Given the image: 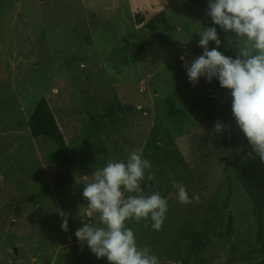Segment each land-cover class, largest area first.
Returning a JSON list of instances; mask_svg holds the SVG:
<instances>
[{
    "label": "rangeland",
    "instance_id": "1",
    "mask_svg": "<svg viewBox=\"0 0 264 264\" xmlns=\"http://www.w3.org/2000/svg\"><path fill=\"white\" fill-rule=\"evenodd\" d=\"M207 6L0 0V264H109L86 244L81 250L75 237L83 222L98 223L88 215L84 183L134 149L155 173L143 194L159 191L168 201L162 230L154 231L150 219L127 222L140 246L150 245L160 264H179L190 239H212L231 213V235L195 264H258L252 203L224 155L262 191L264 162L248 156L252 149L236 123L235 141L220 146L213 129L225 116L223 89L216 79L190 83L180 59L187 53L191 63L202 54L196 33L213 26ZM218 50L225 54L223 44ZM42 97L59 133L35 138L28 122ZM173 179L199 202L181 204ZM61 212L70 213L67 232Z\"/></svg>",
    "mask_w": 264,
    "mask_h": 264
},
{
    "label": "clouds",
    "instance_id": "2",
    "mask_svg": "<svg viewBox=\"0 0 264 264\" xmlns=\"http://www.w3.org/2000/svg\"><path fill=\"white\" fill-rule=\"evenodd\" d=\"M206 15L213 26H203L196 33L202 54L191 63L187 62V53L180 56L187 78L194 85L202 77L209 84L216 79L222 89L228 90L232 116L252 149L248 156L255 153L264 162V0H208ZM217 26L226 34L223 42ZM210 42L216 45L211 50ZM222 43L236 50L235 58L218 50ZM229 127L217 121L213 131L222 134ZM151 169V161L134 149L126 160L109 159L93 171L82 195L88 215L96 214L98 223L83 222L75 231L81 250L86 244L97 259L106 258L109 264H160L152 247L140 246L134 230L127 226L129 221L150 219L154 231L162 230L167 199L159 191L150 195L142 192L145 179H155ZM172 184L181 204L199 202V195L190 197L182 182L173 179ZM60 215L61 229L67 232L70 213Z\"/></svg>",
    "mask_w": 264,
    "mask_h": 264
},
{
    "label": "trees",
    "instance_id": "3",
    "mask_svg": "<svg viewBox=\"0 0 264 264\" xmlns=\"http://www.w3.org/2000/svg\"><path fill=\"white\" fill-rule=\"evenodd\" d=\"M141 19L142 16H138L137 20L141 21ZM222 35V40L224 41L226 39V34L222 32ZM223 48L225 55L235 58L236 53L234 48H227L224 46V44ZM223 96L225 98V116L221 120V122L225 125H229L230 127L226 129L222 134H219V138L220 146L223 148H227L229 142L235 141L233 127L235 120L232 116L231 111V99L225 89H223ZM28 128L30 129L32 137L35 138L54 136L59 133V126L55 117L52 114L51 107L49 106L48 101L45 97H42L38 101L34 113L31 115L30 120L28 122ZM224 160L226 163V168H231L234 176L237 177L246 195L249 197L252 203V215L256 220V239L260 253L258 264H264V191L258 190L253 186L250 177L240 172L238 163L233 160L228 153H225ZM28 200H32V197H30ZM233 227V216L231 213H227L224 217V222L220 230H218L214 234V237L212 239L210 238L208 240L201 241L196 239L189 240L188 247L184 250L183 257L181 256L179 258V264H195L197 259L203 254V252L205 251L207 253V250L212 247L214 243H218L223 238L225 239L229 237L233 231ZM216 238L219 240H216Z\"/></svg>",
    "mask_w": 264,
    "mask_h": 264
}]
</instances>
